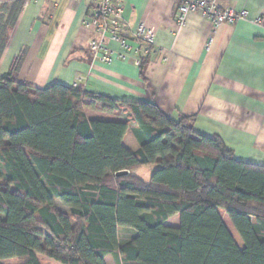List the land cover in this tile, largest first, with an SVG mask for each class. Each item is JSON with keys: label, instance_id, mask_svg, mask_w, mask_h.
<instances>
[{"label": "trees", "instance_id": "16d2710c", "mask_svg": "<svg viewBox=\"0 0 264 264\" xmlns=\"http://www.w3.org/2000/svg\"><path fill=\"white\" fill-rule=\"evenodd\" d=\"M19 10L0 9V56ZM21 60L0 77V261L264 264V166L234 159L220 138L152 102L16 82ZM86 110L123 120H88ZM128 129L137 151L122 144ZM147 166H156L148 180L133 173ZM118 228L135 235L120 241Z\"/></svg>", "mask_w": 264, "mask_h": 264}, {"label": "crops", "instance_id": "0c3cea01", "mask_svg": "<svg viewBox=\"0 0 264 264\" xmlns=\"http://www.w3.org/2000/svg\"><path fill=\"white\" fill-rule=\"evenodd\" d=\"M216 1L222 8L245 10L246 18L214 27L199 12H191L171 33L176 2L121 0L129 28L143 24L154 32V44L141 47L144 63L139 66L134 59L101 62L84 53L85 41L95 36L83 24L96 10L94 0H0V9L20 4L0 56V77L22 56L16 82L44 88L54 83L73 87L79 80L81 91L117 101L152 102L172 119L187 117L196 134L220 138L234 159L264 166V26L254 23L259 17L264 21V0ZM85 114L88 120H123L96 110ZM122 144L131 152L140 148L130 129ZM155 168L133 173L148 180ZM55 206L69 212L58 200ZM134 235L132 229L118 228L120 241ZM37 258L40 264H60L41 254ZM104 260L117 264L112 255ZM0 262L18 264L16 258Z\"/></svg>", "mask_w": 264, "mask_h": 264}, {"label": "built area", "instance_id": "2783aa9c", "mask_svg": "<svg viewBox=\"0 0 264 264\" xmlns=\"http://www.w3.org/2000/svg\"><path fill=\"white\" fill-rule=\"evenodd\" d=\"M177 3L175 13L176 31L185 24L186 16L191 12H199L210 20L214 27L222 23H235L245 19V10L234 11L222 8L216 0H171ZM96 10L83 24L95 36L89 37L84 44V53L92 60L109 62L112 57L120 60L134 59L140 65L142 45L154 44V32L143 24L129 28L122 14L121 0H94ZM255 24L264 26L262 17L254 20ZM114 45L115 47L111 46ZM73 87L77 88L78 81Z\"/></svg>", "mask_w": 264, "mask_h": 264}, {"label": "rangeland", "instance_id": "374dc122", "mask_svg": "<svg viewBox=\"0 0 264 264\" xmlns=\"http://www.w3.org/2000/svg\"><path fill=\"white\" fill-rule=\"evenodd\" d=\"M16 73V72H15ZM144 168V167H142ZM143 170V169H142ZM145 170V169H144ZM141 173V172H140ZM140 177L142 178V173L140 174ZM145 179V178H143ZM219 213L221 215V218L223 220V222L225 223L226 227L228 228V230L230 231V233L232 234L233 238L235 239L237 245L242 248L243 244L242 241L240 240L239 236L237 235V233L235 232V230L233 229L231 223L229 222L227 216L225 215L223 210H219ZM167 225L169 226H177L179 224V219L178 216H174L173 218H171L167 223Z\"/></svg>", "mask_w": 264, "mask_h": 264}, {"label": "water", "instance_id": "95a60500", "mask_svg": "<svg viewBox=\"0 0 264 264\" xmlns=\"http://www.w3.org/2000/svg\"><path fill=\"white\" fill-rule=\"evenodd\" d=\"M126 173H127L126 171L118 172L116 173V176L119 177V176L125 175Z\"/></svg>", "mask_w": 264, "mask_h": 264}]
</instances>
